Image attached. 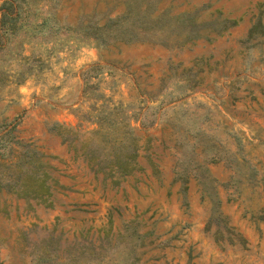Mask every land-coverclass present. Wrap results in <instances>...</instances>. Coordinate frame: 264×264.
Wrapping results in <instances>:
<instances>
[{"label": "rangeland", "instance_id": "374dc122", "mask_svg": "<svg viewBox=\"0 0 264 264\" xmlns=\"http://www.w3.org/2000/svg\"><path fill=\"white\" fill-rule=\"evenodd\" d=\"M17 2L0 36V264H264V0ZM130 7L168 20L104 42ZM120 111L137 166L114 184L82 145ZM190 158L208 179L183 191ZM208 192L244 244L206 228Z\"/></svg>", "mask_w": 264, "mask_h": 264}, {"label": "trees", "instance_id": "16d2710c", "mask_svg": "<svg viewBox=\"0 0 264 264\" xmlns=\"http://www.w3.org/2000/svg\"><path fill=\"white\" fill-rule=\"evenodd\" d=\"M27 3V0H22ZM6 4L1 6V18H0V36L4 34L6 29H3L4 26H7L11 31H15L20 26L16 25V20L18 14L20 13L19 7L20 4L17 0H5ZM129 18V22H123L122 19ZM182 18L186 20H192L191 16L184 15ZM165 13L160 14L156 18L148 17L145 11H136L133 7L128 8L126 13L121 15L118 18L110 19L106 24V35L101 37L106 43L119 40H128L135 35L136 28L141 30H148L156 26L163 27V24L167 22ZM230 22L228 19H221L215 22V26H222L223 28L227 26ZM234 23V21H232ZM41 25V23L39 24ZM69 27H67L68 29ZM85 31L91 29L90 25H82ZM261 22L258 21L252 27L250 34L253 35L257 30L262 32ZM89 31V30H88ZM191 34V33H190ZM98 128L93 130L94 135L99 134L97 140L88 138L83 142V154L87 158L88 164L92 168H95V172H101L104 178H109L110 181L114 184H118L121 179L129 175L136 166V157L138 153V138L131 133L133 129L128 119L120 112H117L114 116L108 112L102 117H98L96 122ZM70 131H66L62 136L67 139V134ZM75 138V137H74ZM69 140V139H67ZM70 145L73 144V139L69 141ZM196 147L195 142L191 144V149L194 150ZM212 155L206 157L205 160H209ZM189 166L184 167L183 170L179 173V177L182 179V190L185 191L187 188V182L189 177L202 178V184L206 185L208 175L206 172V167L204 164L194 161L192 158L188 161ZM156 170V169H155ZM32 177L38 179L37 175L32 174ZM44 182V181H43ZM35 189V192L39 190L41 194L48 193V187L43 183ZM207 191V189H206ZM210 196V201L212 202L211 215L206 223V228L211 224H214L217 227L215 233L220 235L222 238V233L225 232L228 234L227 240L232 242L233 239L237 242L244 244V239L236 233L232 228L227 225V222L221 213L216 209L217 199L213 193L208 192ZM133 234L136 236V239L141 240L143 235L137 234L133 231ZM216 240H220V237H216ZM222 240V239H221ZM137 245V243H133ZM132 253V250H131ZM130 255V254H129ZM127 253L126 257L123 258L124 262H127L129 259ZM91 262L88 259H81L80 256L73 258L68 264H89ZM61 261L58 262L60 264Z\"/></svg>", "mask_w": 264, "mask_h": 264}]
</instances>
